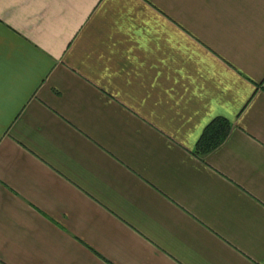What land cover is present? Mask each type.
<instances>
[{
  "label": "crops",
  "instance_id": "crops-1",
  "mask_svg": "<svg viewBox=\"0 0 264 264\" xmlns=\"http://www.w3.org/2000/svg\"><path fill=\"white\" fill-rule=\"evenodd\" d=\"M0 264H264V0H0Z\"/></svg>",
  "mask_w": 264,
  "mask_h": 264
},
{
  "label": "trees",
  "instance_id": "trees-1",
  "mask_svg": "<svg viewBox=\"0 0 264 264\" xmlns=\"http://www.w3.org/2000/svg\"><path fill=\"white\" fill-rule=\"evenodd\" d=\"M230 123L224 118L215 119L204 131L199 143L198 149L206 154L220 146L228 137Z\"/></svg>",
  "mask_w": 264,
  "mask_h": 264
}]
</instances>
